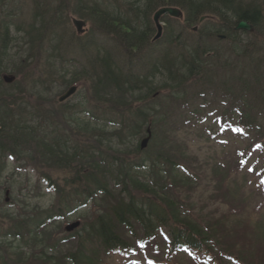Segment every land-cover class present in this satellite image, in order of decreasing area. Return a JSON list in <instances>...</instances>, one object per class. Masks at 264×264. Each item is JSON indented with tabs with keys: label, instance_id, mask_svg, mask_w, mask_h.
Listing matches in <instances>:
<instances>
[{
	"label": "trees",
	"instance_id": "1",
	"mask_svg": "<svg viewBox=\"0 0 264 264\" xmlns=\"http://www.w3.org/2000/svg\"><path fill=\"white\" fill-rule=\"evenodd\" d=\"M57 1L59 9L45 12L46 6L40 10L33 3L30 22L25 24H16L9 13L0 10V77L9 69L23 75L12 84L0 79V170L11 157L16 170L29 167L38 173L33 187L37 191L41 179L55 184L61 209H68L69 201L86 203L92 198L95 213L81 229L62 237L65 242L70 235L74 237L67 240V245L60 244L55 230L48 227L53 223L50 212L33 208L19 216L8 215L12 224L0 232V264H99L102 257L128 248L122 230L133 229L134 224L141 227L136 228L143 235L153 234L157 225L166 232L167 245L160 237L154 247L157 251V246L161 247V264H179L181 254L177 257L176 252L181 246L193 256L188 264H219L221 252L225 254L232 247V242L225 241L224 236L230 232L223 226L225 221L241 212L245 203L251 205L253 213L264 215V57L254 64L247 54L237 59L243 63L233 66L234 62L224 60L227 56L222 53L224 58L208 67V56H203L207 44L201 43V52L196 46H182L185 53L177 52V45L172 44L161 58L146 63L147 71L140 78L121 64L112 66L110 55H106L93 62L92 74L77 72L73 76V80L91 81L82 105L88 106L90 97L95 108H76L77 103L68 105L55 99L46 104L41 97H25L23 83L32 70L29 61L36 54L23 45H41L43 35L55 34L54 19L68 10L67 0L65 9L60 5L64 1ZM89 1L87 13L91 16L87 21L119 43L126 55L147 46L153 28L146 20L160 6H179L189 20L211 12L219 20L242 17L255 26L264 20V0H119L114 5L109 0ZM73 2L77 8L84 5L81 0ZM93 17L96 23L91 22ZM255 50L261 55L259 45ZM233 53L238 54L236 50ZM46 54L47 67L53 69L41 71L36 80L27 78L33 82V89H47L46 81H55L52 76L59 73L53 67L54 51L50 49ZM151 74L157 82H152ZM194 76L199 78L191 79ZM188 82H195L197 88L191 90ZM166 88L170 92L160 95ZM154 93H158L159 102H153L157 100ZM220 97L228 106L204 110L217 111L229 122L228 130L234 135L229 144L234 156L229 161L221 155L222 160L217 157L214 162V168H227L232 180L237 179L232 172L244 174L240 184L242 193L244 188L248 193L233 201L227 197L225 177L217 173L214 190L209 185L204 187L199 182L205 176V164L194 155L184 161L194 135L202 139L218 134L215 121L203 120L195 134L188 132L189 141L176 133L188 123L189 127L202 124L198 121L203 110L200 106L207 101L217 103ZM188 112L196 118L191 120ZM183 115L186 120L181 118ZM148 120L153 125L152 138L148 147L140 151L139 134ZM72 125L77 133L72 134ZM243 163L252 168L250 172L241 170ZM55 174L57 180L53 179ZM249 175L253 178L247 180ZM95 196H100L98 201L103 199L104 205L98 207ZM138 196L140 203L135 201ZM8 204L14 206V202ZM134 237L139 238L137 234ZM72 243L73 249L69 247ZM138 253L148 254V248H139Z\"/></svg>",
	"mask_w": 264,
	"mask_h": 264
},
{
	"label": "rangeland",
	"instance_id": "2",
	"mask_svg": "<svg viewBox=\"0 0 264 264\" xmlns=\"http://www.w3.org/2000/svg\"><path fill=\"white\" fill-rule=\"evenodd\" d=\"M64 3L60 4L62 9H65L66 7V1L63 0ZM67 9H69V15L66 16V18L63 20V24L58 29L55 28L57 31H65L66 33L56 32V34L53 35H43L42 40L43 43L41 45L36 42V44L32 43L27 45H23L27 50H30V48L34 51L36 56H33L32 61H29L31 65V71L21 69L20 71L27 72L28 75L25 78L24 81V87L26 88V95L33 96V97H41L42 99H45V103L48 104L49 99H57L65 90L66 86L69 82L73 81L74 74L79 70V67H75L74 65H70L69 67H63L61 64L57 65L56 62L54 63V68L59 72L58 75H53L52 78L55 81H46L48 86L46 88H37L33 89L32 85L33 82L29 81L27 78H33V80H36L37 77L40 76V72L44 71L45 73H48V68L53 69L52 67H47V52H50V49L56 51L57 47L61 44L65 45V51L67 52L65 54L66 57H69L70 54L74 55V46L69 45L70 39L67 38L68 34L70 32L74 33V28L72 27V19H78L83 20L85 23L84 33L81 38L82 43L87 44L90 43V38L92 37L97 38L96 35V28L94 25L87 20H85L81 15L78 14V9L76 7V3L73 4V0H67ZM77 1V0H76ZM29 1L28 0H9L7 6L5 7L6 10H13L12 13L14 16L12 17L13 21L20 24H25V22H30L32 14L30 13V7H29ZM59 1H56L55 3H52V5L59 4ZM30 4H32L30 2ZM57 13H59L57 11ZM84 13V11H83ZM88 16V13H87ZM91 16V15H90ZM88 16V17H90ZM96 23V19H92ZM175 29H178V26L175 25ZM14 30V29H12ZM260 30V34L261 31ZM263 36V34H261ZM65 37V38H63ZM91 38V39H92ZM21 42V41H20ZM50 42V43H47ZM19 43V42H18ZM45 46V47H44ZM38 47H41L38 48ZM46 48V51L43 49ZM159 48L157 52L160 50ZM93 52V51H91ZM57 53L62 54L63 52L59 50ZM147 56L149 55V52L146 53ZM55 55V54H54ZM264 55V50H263ZM16 62H18L17 59H15ZM133 69V68H132ZM8 72V71H7ZM10 72V69H9ZM21 74L15 75V81L21 80ZM42 80V78L40 79ZM84 83L86 80L81 79ZM58 84L60 86H58ZM75 85V84H73ZM78 86L77 93L67 102L68 105H73L74 103H77L76 108H88L86 105H82V101L84 98V94L88 95V91L84 90L81 84L76 83ZM65 86V87H61ZM63 89V90H62ZM48 91V93H45ZM91 92V90H90ZM196 102L197 104L201 103ZM207 103V102H206ZM227 103V102H226ZM196 104V105H197ZM206 107L200 106L203 108L201 110V114H198V121H203L204 119L209 118L207 116L208 111L204 110L205 108H225L226 104L218 103V104H206ZM191 120L195 119L196 116L193 115L191 112H188ZM85 115V114H84ZM83 117V116H82ZM182 119H185V115L181 117ZM189 124L184 125V128L178 130L176 133L181 135L182 137H185L189 141L188 132L191 131L195 134V129L202 125L201 123H194L189 127ZM72 131L76 129L75 126H73ZM202 127V126H201ZM200 127V128H201ZM263 133H264V127ZM258 132V131H257ZM256 132V133H257ZM77 133V131L72 132ZM262 133V132H260ZM232 140V138L230 139ZM187 156L185 157V162H187V159L192 157L193 155L200 159L205 166L203 167V170L205 171V176L200 178V185L206 186L209 185V187H213L217 183V173L219 175H222L226 179V185H228V190L226 191L227 197H230L229 200H237L240 197H242L243 193H248L245 188L242 193V184L244 180V174L243 173H233V175H236L237 179L232 180V175L227 171V168L224 170L222 168H214V162L215 158L219 157L221 158L227 157L229 160L230 157H233L234 154L232 152V149H225L224 145H219L215 142V139L202 137V139H198L195 135L191 138L189 141V149H187ZM227 153V154H225ZM223 155L221 158L220 156ZM194 157H192L193 159ZM230 161V160H229ZM227 161V164L228 162ZM212 171V173H211ZM208 178H207V177ZM57 177V174H55L54 178ZM253 178V175H249L247 177V180H250ZM32 180H35V176L31 173L28 174H18L16 173L14 166L11 163H7L4 165V167L0 170V232H5L8 230L9 226L12 224V217H9L8 215L13 216V214L18 215L19 213H28L31 212L33 208H39L46 210V212H59L57 209L61 207V199L58 198L56 193H50L45 192L42 188H40L41 191H37V189H31ZM252 185V184H250ZM201 191V188H199L198 193ZM250 193V192H249ZM208 192H206L203 196L206 197ZM215 194L218 196L217 191H215ZM250 195L253 197V201L255 197L253 194L250 193ZM197 196V195H196ZM13 200V201H12ZM14 202L13 207H9L8 203ZM104 200L100 199L97 202V206L100 207L102 204L104 205ZM197 204V201H196ZM256 204V203H255ZM257 205V204H256ZM263 209V208H261ZM94 208L93 207H87L83 210H79L75 213H73L70 217L67 218V221H65L62 225L61 223H58L60 226L55 228V232L59 233L60 230L63 231L64 224L72 223L74 220H79L81 223H86L89 220L92 219L94 216ZM237 215L229 217L227 221L223 224L224 228L229 230L230 232L225 235V241L232 242V247H229V250L231 253L237 255L239 259H241L246 264H264V215L262 216L258 215V211H255L253 213L251 205L248 203H245L242 206V210L239 213H236ZM82 226V224L78 227V229ZM76 228V227H75ZM62 235V234H59ZM75 246L74 243H72L69 247L73 249ZM66 247V246H65ZM39 249H41L39 247ZM40 263V262H39ZM125 264H135L134 260H127L124 262ZM40 264H47V263H40ZM99 264H121L119 261L111 256L102 257L99 260Z\"/></svg>",
	"mask_w": 264,
	"mask_h": 264
},
{
	"label": "water",
	"instance_id": "3",
	"mask_svg": "<svg viewBox=\"0 0 264 264\" xmlns=\"http://www.w3.org/2000/svg\"><path fill=\"white\" fill-rule=\"evenodd\" d=\"M164 12H167L168 14H174V15H178L179 13H178V11L176 10V9H173V8H164V9H161V10H159L155 15H158V14H160V13H164ZM245 23H243L242 25H244ZM6 79V78H5ZM6 80H9V79H6ZM71 92V90L70 91H68L67 92V94L65 95V96H67L69 93ZM146 142V140H144V143ZM144 146V145H143Z\"/></svg>",
	"mask_w": 264,
	"mask_h": 264
},
{
	"label": "snow or ice",
	"instance_id": "4",
	"mask_svg": "<svg viewBox=\"0 0 264 264\" xmlns=\"http://www.w3.org/2000/svg\"><path fill=\"white\" fill-rule=\"evenodd\" d=\"M262 183H264V181H262ZM149 264H153V262L150 261Z\"/></svg>",
	"mask_w": 264,
	"mask_h": 264
}]
</instances>
